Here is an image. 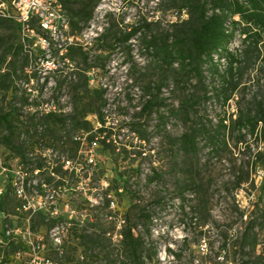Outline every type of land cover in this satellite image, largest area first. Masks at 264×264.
Returning <instances> with one entry per match:
<instances>
[{
	"label": "rangeland",
	"instance_id": "1",
	"mask_svg": "<svg viewBox=\"0 0 264 264\" xmlns=\"http://www.w3.org/2000/svg\"><path fill=\"white\" fill-rule=\"evenodd\" d=\"M3 2L10 10L12 0ZM173 2L102 0L80 41L90 48L92 68L87 69L83 62H69L68 73L51 76L52 79L47 76L45 80L25 69L14 75L11 89L0 91V107L16 121L29 123L32 114L23 101L27 92L22 86L31 83L34 77L33 86L43 89L40 86L46 85L47 90L39 91L40 98L32 104L55 101L62 109L61 114H68L75 97L69 81L77 77V82H82L84 75L77 74L76 68H86L88 92L83 106L89 112L95 111L87 115L91 130L76 133L85 140L77 156L70 158L74 172L58 167L57 174L67 188L58 209L63 210L62 215L70 223L68 231L59 233L61 244L51 239L50 219L42 222L38 216L23 213L8 216L0 210V264H35L36 261L43 264L46 259L62 264L119 263L126 256L120 231L135 199L139 206L131 216L133 222L140 223L135 232L144 239L143 264H264V123L259 125L256 135L246 134L244 141H240L237 130L229 127L236 109H251L254 113L255 103L263 99L262 58L256 54L246 60L232 83L234 89L229 98L221 93L222 79H213L212 69L207 65V99L195 80H185L181 88L171 81L159 92L163 103L160 108L141 114L144 102L141 86L152 80L159 82L168 73L141 54L137 38L131 41V52L119 45L114 50L106 45L100 48L99 43L92 46L94 36L110 24L116 31H129L135 25L151 21L152 29L146 31H164L175 20ZM234 46L244 48L239 36ZM187 99L193 104L198 101L188 117L173 115L171 110ZM99 113L105 120L104 132L98 130L102 124ZM203 126L207 132H198L199 152L194 158L195 172L191 177L175 140L184 131ZM58 127L53 126V134H62L64 130ZM65 131L68 135V127ZM211 135L218 138L211 142ZM50 136L52 133L48 134L49 139ZM91 136L95 140L93 145ZM42 146L44 143L39 148ZM51 147L55 150L47 156V161L58 162L68 157V147L62 149L58 144ZM14 155L11 148L0 142L1 189L18 175L4 170L15 165ZM41 162L45 163L43 159ZM48 175L45 170L35 178L42 181ZM191 180L201 185L203 191L199 206L198 199L195 201L190 196L189 187L184 189ZM140 212L150 218H141L139 222ZM64 217L61 221L66 222ZM9 224L12 234L4 235ZM250 224L256 226L255 250L248 248L249 239L245 240V248L241 247L244 231ZM95 232L105 234L100 238L101 244L93 249L86 248L76 236ZM12 236L16 243H21L15 253L8 252L6 245ZM40 239L44 248L34 250L31 243ZM57 247L62 249L59 254Z\"/></svg>",
	"mask_w": 264,
	"mask_h": 264
},
{
	"label": "trees",
	"instance_id": "2",
	"mask_svg": "<svg viewBox=\"0 0 264 264\" xmlns=\"http://www.w3.org/2000/svg\"><path fill=\"white\" fill-rule=\"evenodd\" d=\"M58 1L68 16L71 31L81 34L83 30L89 27L94 18L95 9L102 0ZM1 2L3 0H0ZM171 9L174 10L175 20L164 31L156 33L146 31L145 29L151 31V21L135 25L129 31H116L113 24H110L91 41L92 46L99 43L98 47L100 48H105L106 45L114 50L119 45L131 52V41L137 38L141 54L147 55L152 63L161 68L163 72L168 73L159 82L152 80L141 86L144 94L141 114H150L153 110L160 108L163 103L159 92L164 84H169L171 81L176 88H181V84L185 80H195L198 86L203 88V98L207 99L209 92L206 84L207 65L212 69L213 79L215 77L222 79L220 90L226 98L231 96V91L234 89L232 83L244 67L246 60L251 56L257 54L258 58H262L261 70L264 75V0H174ZM237 36L242 39L243 49L232 48L231 43ZM68 58L72 63L83 62L87 69L92 68L91 63H89L90 48L80 42L69 45ZM6 65L8 68H5ZM29 66L28 52L24 51L20 40L19 24L14 19L0 14V91L6 92L11 89L14 84V75L24 72ZM86 68H76L77 74L83 73L84 75L82 82H77V77L69 81V85L75 93L71 113H50L39 117V119L34 114L31 115L32 118L28 123L16 121L10 112H6L0 107V142L14 151V158H20L24 163H28L30 161L29 154L34 151L36 143H44L46 147L56 144L62 149L68 147V158L77 156L82 141L76 140L74 137L80 131L88 132L91 130V122L87 120V115L95 112H89L87 106H83L88 92V80L85 77ZM23 101L26 103L28 97L23 95ZM196 102L198 101L195 100L194 104ZM182 104L172 109L171 113L179 117H188L189 110L194 104L190 100L183 101ZM255 104L256 111L254 113L251 109L248 111L236 109L235 118L230 120L229 127L232 131L237 130L239 132L240 141H244L246 134L256 135L259 125L264 123V94L262 101ZM98 118L102 123L98 130L100 132L106 131L103 114L99 113ZM38 125H45V127L43 126L44 129L37 132ZM53 126H59L64 131L68 127V137L67 134H53ZM31 130H34L33 133L30 132ZM199 130L207 132L204 126L202 129L190 128L175 140L177 151L183 157V165L190 172L191 177H194L195 172L194 158L199 152L197 139ZM243 130H246L247 133L244 134ZM262 131L264 132V129ZM49 133L53 135L50 136L51 139L48 138ZM93 138L92 136L89 137L90 143L94 140ZM217 138V136L216 138L212 135L209 136L211 142ZM103 143L107 145L105 140ZM223 143L225 144V141ZM37 166L42 168V163L37 162ZM58 172L59 170H57ZM44 179L48 182L52 181L50 176ZM187 183L184 189L187 190L186 188L189 187L190 196L195 201L198 199L197 205L199 206L201 204L199 203L201 202L200 194H203L201 185L195 183L194 180ZM4 190L6 191L4 192ZM3 193L0 210L7 212L8 216L22 214L23 212L17 210L21 207V200L13 192L10 183L3 188ZM138 204L135 199V203L125 215L123 228L120 231L121 246L126 251V256L119 263L114 261V264H143L144 239L135 232L140 223L138 221L133 222L131 216V213L138 209ZM46 216L47 214L44 212L38 214L42 222L46 221ZM139 217V222H141V218L147 220L150 215H144L140 212ZM51 223L54 224L55 220H51ZM51 227L52 225L49 228ZM255 227L254 224H250L244 231L242 248H245L247 243L245 240L249 239L248 248L250 250L256 249L258 239ZM5 232L6 228L4 235ZM103 234L98 232L80 233L76 236L86 248L91 247L93 249L101 244L100 238ZM13 238V236L10 237L6 245L8 252L15 253L21 243H16ZM60 252L62 249H58L57 253Z\"/></svg>",
	"mask_w": 264,
	"mask_h": 264
},
{
	"label": "built area",
	"instance_id": "3",
	"mask_svg": "<svg viewBox=\"0 0 264 264\" xmlns=\"http://www.w3.org/2000/svg\"><path fill=\"white\" fill-rule=\"evenodd\" d=\"M0 14L14 19L19 24L20 40L24 51L28 52L30 59V66L27 69L30 74H36L45 80L47 76L51 78L54 75L68 73V63L70 62L68 47L73 43L80 42L81 36L86 33H84L85 30L81 34L71 31L68 16L64 13L63 6L58 0H12L10 10L5 7L4 2H1ZM99 34L97 33L94 38L99 36ZM236 40L237 37L234 41L236 42ZM231 44L233 45L234 42ZM34 80L35 78L32 77L31 83L28 82L22 86L27 92V105L31 114H35L38 119L50 113L61 114L62 109L59 108L55 101H37L36 105L32 104L33 100L38 98L39 91L47 90L46 85L40 86L43 89L33 86ZM43 129V126L38 125L37 132ZM33 131L31 130L30 132L33 133ZM62 134L66 135L67 133L63 131ZM66 136L68 137V135ZM74 138L81 140V144L84 143V138L77 135ZM90 144H95V140ZM36 145L37 148L29 154L30 161L28 163H24L20 158H15V165L11 164L4 170L18 173L11 182L13 192L21 200V207L17 210L27 214L29 217H37L40 212H44L47 214L46 221L48 219L55 220V223L52 224L50 235L53 242L61 244L59 233L64 230L68 231L70 223H68V217L62 215L65 214L63 210L58 209L61 196L65 194L67 188L62 182V178L57 174V170L60 167L68 172L69 170L74 171L75 168L73 161L68 157H63L58 162L47 161V156L52 154L55 148L42 146L43 148L40 149L39 145L41 143H36ZM42 159L45 163L41 162ZM37 162L42 163V168H38ZM45 170L49 172L48 176L51 177L52 181L48 182L45 179L38 181L35 178ZM2 193L3 188H0V194ZM65 208L68 212V204L65 205ZM62 217L66 218L67 221L65 222V219L61 221ZM6 234H12V230L8 226L6 227ZM40 240L36 243H31L34 250L44 248L42 239ZM57 248L61 249L60 247ZM34 263L41 264L42 262L36 261ZM43 264L61 263L46 259Z\"/></svg>",
	"mask_w": 264,
	"mask_h": 264
}]
</instances>
